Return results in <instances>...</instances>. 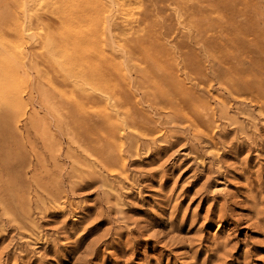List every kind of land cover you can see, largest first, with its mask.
Returning a JSON list of instances; mask_svg holds the SVG:
<instances>
[{"label":"rangeland","instance_id":"1","mask_svg":"<svg viewBox=\"0 0 264 264\" xmlns=\"http://www.w3.org/2000/svg\"><path fill=\"white\" fill-rule=\"evenodd\" d=\"M122 1L0 0V264H264V0Z\"/></svg>","mask_w":264,"mask_h":264},{"label":"bare ground","instance_id":"2","mask_svg":"<svg viewBox=\"0 0 264 264\" xmlns=\"http://www.w3.org/2000/svg\"><path fill=\"white\" fill-rule=\"evenodd\" d=\"M125 1V0H124ZM124 1H122V2H124ZM136 1V0H135ZM128 3H132V2H128ZM189 2H186V3H183V8H184V11H185V13L186 14H190L191 13V11L193 10V9H191V5H189L188 4ZM24 4V3H23ZM37 4H38V2H37ZM123 4V3H122ZM125 4V3H124ZM25 8V7H24ZM124 12V11H123ZM25 15V14H24ZM127 15V14H126ZM126 15H124V16H126ZM109 27V26H108ZM129 30V29H128ZM112 42V41H111ZM142 46H143V50H145V51H147V52H149V46H150V42L149 41H144L143 42V44H142ZM139 52V51H138ZM139 53H141V52H139ZM151 55H152V57H154V58H156V59H159L160 58V56L159 55H157L155 52H152L151 53ZM124 58H126V57H124ZM91 60V62H93L94 61V59H92V58H90V59H88V58H86V61L88 62V61H90ZM84 61V60H83ZM122 62V61H121ZM120 62V63H121ZM125 63V62H124ZM110 63H109V61L105 58L104 60L103 59H100L99 61H98V63H96V66H97V68H95V69H93L87 76L89 77V80H97V81H100L101 82V84L103 83V84H105V85H110V86H114V85H116L117 83V81H116V74H118V71H116V70H114V71H111L110 69H109V67H108V65H109ZM123 64V63H122ZM127 64V63H126ZM124 65V64H123ZM128 68V67H127ZM120 70V69H119ZM120 72V71H119ZM120 75V74H119ZM147 75V74H146ZM141 76V75H140ZM134 81V80H133ZM145 85V84H144ZM144 98V97H143ZM43 101H44V99H43ZM168 103V105H169V103H173L175 106H178V105H180V104H182L181 103V100H180V97H179V95H176V94H174V95H172L171 97H170V99H168L167 100V102H166V104ZM183 105V104H182ZM227 114V113H226ZM132 117H133V115H132ZM41 121V120H40ZM31 125V124H30ZM51 136V135H50Z\"/></svg>","mask_w":264,"mask_h":264}]
</instances>
